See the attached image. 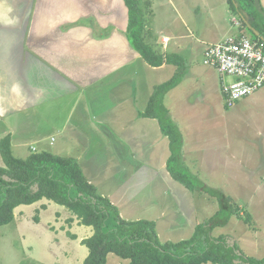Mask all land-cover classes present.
<instances>
[{
	"label": "crops",
	"instance_id": "1",
	"mask_svg": "<svg viewBox=\"0 0 264 264\" xmlns=\"http://www.w3.org/2000/svg\"><path fill=\"white\" fill-rule=\"evenodd\" d=\"M260 3L264 8V0ZM128 23L125 0H0V122L11 139L16 131L9 119L14 116L31 112L38 121L46 122L49 134H39L36 143L50 137L53 144L52 133L59 135L67 147L63 155L78 161L87 180L118 207L123 218L157 220L158 225V220L170 213L184 223L171 218L167 221L171 228L192 229L196 222L182 218L198 212L194 203L197 194L205 196L206 192L203 188L190 189L172 177L167 167L170 140L157 118L141 115L155 86L162 83L151 81L154 72L168 66L176 71V64L148 63L130 45ZM158 42L163 44L162 39ZM181 84L165 95L164 104ZM245 98L242 103L249 107L248 112L243 104L237 105L238 101L234 110L223 113L221 130L217 129L218 122L208 123L206 163L201 148L192 152L190 161L186 159L190 151L184 152L183 136L184 163L206 186L213 187L211 181L220 176L225 178L232 153L236 170L247 164L248 153L241 141L237 151L232 150L236 147L232 134L244 137L232 131L233 121H245L257 129L256 135L247 138L264 139V122L259 124L264 115V87ZM45 107L49 108L46 114ZM166 107L172 115V106ZM152 133L156 137L147 139ZM152 140L155 147L164 148L156 165L151 163L150 154H145ZM13 144V149H19V141ZM209 162L213 166L207 180L201 174L205 175V164ZM261 163L251 167L259 169ZM144 167H150V171L140 174ZM140 177L147 184L140 182ZM141 184L150 186L141 188ZM46 199L28 205L46 208ZM24 205L16 207L14 213H23Z\"/></svg>",
	"mask_w": 264,
	"mask_h": 264
},
{
	"label": "rangeland",
	"instance_id": "2",
	"mask_svg": "<svg viewBox=\"0 0 264 264\" xmlns=\"http://www.w3.org/2000/svg\"><path fill=\"white\" fill-rule=\"evenodd\" d=\"M138 4L144 12L146 41L158 53L163 55L169 52L178 53L184 61V66L179 67L176 64V71L174 67L168 66L166 70L154 72L151 81L163 83L178 71H188L185 78L182 79L180 88L169 96L165 105L172 106L173 113L169 115L180 125V130L184 133L186 144L184 152L190 151V155L186 159L190 161L192 152L201 148L203 161L206 163L207 152L205 155L204 152L207 149L208 123L218 122L220 126L217 129L221 130L223 113H226L228 109H233L236 104L230 107L225 105L220 85V74L215 66L205 62V50L210 44L241 32L249 37H253L254 34L251 29L243 25L240 15L230 8L228 0H138ZM161 39L163 44L157 43ZM175 98L177 101L174 107ZM245 99V97L240 99L237 105L243 104ZM246 108L247 106L244 105L243 110L248 112L249 107ZM48 110L49 108L45 107L44 114ZM239 111L241 110L239 109ZM239 111L237 113L240 115ZM262 116L263 118L259 120L260 125H263L264 122V115ZM37 119L36 116L31 115V112H23L19 117L14 116L9 119L16 131L13 133L14 138L11 139V143L14 145V141H19L20 145L19 149L12 148L13 154L22 158L26 157L29 152H37L40 148L59 155L66 154L67 147L63 144L62 138H59V135L55 133H52L55 139L53 144H50V137L45 138L41 143H36L39 134H49L48 124L46 122L43 124ZM233 122L232 131L241 132L244 137H236L235 134H232V142L236 144L232 150L237 151L238 140L241 141L248 153L247 164L236 170L235 165L237 164L234 163V153H232V158L229 160L231 166L226 169L225 178L217 176L219 180L211 181L215 184L211 186L229 196L233 207L237 208L235 213L239 214L234 215L228 225L214 228L213 235L229 234L246 255L263 257L264 139L263 137L260 139L256 137V140L247 138L249 134L256 135L257 129L250 127L245 121L243 123H240L241 120ZM4 126L5 124L0 122V139L9 133V130H3ZM262 133L264 136V130ZM196 136H198L197 139ZM154 137L156 134L152 133L147 139ZM33 146L36 147L35 150L32 149ZM163 149V147H155L152 140L145 154H150L151 163L156 165L161 160ZM259 161L262 162L259 169L251 167ZM0 165H4L1 151ZM205 165V175L202 173L201 176H205L209 180L213 165L211 162ZM217 167L220 171L221 166L217 165ZM148 171H150V167H144L139 173ZM226 177L229 178L226 179ZM139 181L147 184L141 177ZM147 186L150 185L142 186L141 184V188ZM203 192H205L204 189ZM197 195L199 198L194 203L198 206L196 211L198 210L200 213H194L193 216L189 213L182 218V220L187 218L188 221L196 222L195 227L214 216L220 208L216 196L210 195L208 192L205 196L201 192ZM47 200H44L47 203L46 208H43V205H24L23 213H15V217L10 223L0 226V264L83 263L89 249L82 240L93 233V227L80 224L76 215L68 208L52 200ZM127 215L135 216L131 213ZM70 218L73 220L69 221ZM171 218V214L167 213L165 218L158 220L159 224L156 225V228L161 241H177L192 236L195 227L173 229L167 223ZM124 219L127 218L124 217ZM131 219L135 220V217ZM180 219L179 217L172 218L173 221H180L179 224L183 225L184 223ZM170 230H172L171 233ZM230 240L232 241V239ZM106 264H129V260L110 253Z\"/></svg>",
	"mask_w": 264,
	"mask_h": 264
},
{
	"label": "trees",
	"instance_id": "3",
	"mask_svg": "<svg viewBox=\"0 0 264 264\" xmlns=\"http://www.w3.org/2000/svg\"><path fill=\"white\" fill-rule=\"evenodd\" d=\"M228 2L240 15L244 26L249 28V23L264 36L261 3L257 6L255 0ZM125 3L129 9L126 34L130 45L153 66L166 62L184 66L180 55L158 53L146 41L144 12L138 0H125ZM185 74L178 71L168 81L156 85L150 103L141 115L157 118L162 132L168 136L171 154L167 167L173 177L190 189L203 187L205 192L218 198V212L199 223L190 238L161 241L154 220L124 219L118 207L87 180L75 158L47 150L31 152L25 158L17 157L12 152L10 134L0 139L4 161V165H0V226L14 219V210L19 205L47 198L72 211L80 224L93 227V233L82 240L89 249L82 264H106L110 253L128 259L129 264H264V256L246 255L231 235H213L214 228L228 225L239 213H235L237 208L233 207L229 196L204 185L184 163L183 134L171 119L164 98Z\"/></svg>",
	"mask_w": 264,
	"mask_h": 264
},
{
	"label": "built area",
	"instance_id": "4",
	"mask_svg": "<svg viewBox=\"0 0 264 264\" xmlns=\"http://www.w3.org/2000/svg\"><path fill=\"white\" fill-rule=\"evenodd\" d=\"M204 59L217 68L228 107L264 87V38L249 37L245 33L229 36L210 44Z\"/></svg>",
	"mask_w": 264,
	"mask_h": 264
},
{
	"label": "water",
	"instance_id": "5",
	"mask_svg": "<svg viewBox=\"0 0 264 264\" xmlns=\"http://www.w3.org/2000/svg\"><path fill=\"white\" fill-rule=\"evenodd\" d=\"M255 2L257 6H260V0H255ZM247 25L251 29V31H254L255 35L264 38V36H262L258 31L254 30L249 23H247Z\"/></svg>",
	"mask_w": 264,
	"mask_h": 264
}]
</instances>
